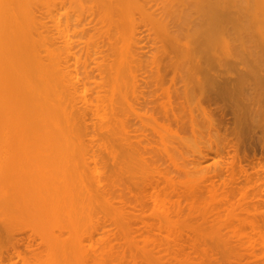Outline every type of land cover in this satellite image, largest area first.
<instances>
[{
    "label": "bare ground",
    "instance_id": "1",
    "mask_svg": "<svg viewBox=\"0 0 264 264\" xmlns=\"http://www.w3.org/2000/svg\"><path fill=\"white\" fill-rule=\"evenodd\" d=\"M259 23L264 0H0V212L9 226L24 217L38 230L25 236L45 247L34 264H264V180L245 178L253 190L244 191L233 164L216 162L217 143L188 161L170 118L148 124L145 110L148 64L156 78L164 64L156 54L149 63L147 48L157 51L160 34L184 38L170 51L195 59L218 39L242 53L237 39L264 38ZM256 47L246 50L264 54ZM132 186L148 200L139 209L127 202Z\"/></svg>",
    "mask_w": 264,
    "mask_h": 264
},
{
    "label": "rangeland",
    "instance_id": "2",
    "mask_svg": "<svg viewBox=\"0 0 264 264\" xmlns=\"http://www.w3.org/2000/svg\"><path fill=\"white\" fill-rule=\"evenodd\" d=\"M254 25H257V24L251 25L255 29ZM258 25L264 26L260 23ZM254 29L252 28L251 31H254ZM246 34L249 36V33H246ZM246 34L242 38L243 41H241L242 39L241 40L237 39L238 43L240 42L241 43L243 42V44L246 43V46L244 45L245 49L242 50V53H241V50L237 51L239 50V48L234 49L235 47H238V45L237 46L235 45V47H233V43H231L232 41L236 40V38L232 39V41L229 40L232 46L229 43L230 50L228 52L225 50V47L223 46L224 43L222 45V40L218 39L219 41L217 40V42L219 46L216 44L217 47H215L216 50L214 49V51H212L213 53L212 52L210 53L208 51L206 52L203 51V53L204 52L206 54L209 53L208 55L204 53L207 56V58L205 57L203 53H200V55H203V56H201L200 58L199 54H195L196 56L195 59L193 55H191L189 59V55L187 54H186L187 57L184 56L185 58L184 59L183 55L185 53L184 54L181 53L183 55H181L180 53H177L179 48L184 46L183 43L185 39L183 37H182L183 39H181L180 37V40L177 41V40H172L171 38L167 36L162 37L163 34L162 35L160 34L159 38L157 37L160 40L156 38L159 43L157 42V40H155L158 43L157 47H155L157 48L156 52H153L155 51L153 50L154 46L149 44L150 41L152 40L150 37L151 40H149L148 42V45L150 46H148V48L146 47L148 49L147 54H146L147 60L149 61V63H151V59L156 54L157 57L160 56V59L155 56V58H157V62H160V60H162L163 62L161 61V63H164V64H162L161 66L162 72H160V74L161 73L162 74L160 77H158L160 80L156 78L157 73L154 72V68L153 69L151 68L153 64L151 65L148 64L149 67L148 69H146L147 70L146 75L148 74V82L150 85H147L148 88H145L147 98L149 99V100L147 99L145 110L146 112L148 111L146 113V115L149 116L148 120L146 119L148 124L153 121L156 124L161 123L163 121L164 123H166L167 117L170 118L169 120H167V124H169L171 126L170 128H173V130L179 133V135L182 137L179 140L180 149L185 154V156H187L186 158H189L188 161L193 160L194 158H198L199 149H201L203 153H207L209 151V146H213L215 143H217L218 146L222 145L221 151L222 150L225 151L223 152L224 155L222 157H219V159L216 162L225 160L224 163H227V165H229V163H232L233 164L232 167L235 169L237 173V177H239V181H240L239 185L242 187L244 191L250 194L253 190V184L247 182L244 179L245 178L253 179L256 177L255 179L261 178L264 180V92L260 93L264 91V85H263L264 77L260 78V76L264 73V67H262V65H260L261 62L258 61L262 56H263L262 58H264V54L261 52L263 54L262 56H261V53H257L256 55L255 54L256 52L254 53L253 49L252 51H250V53H248L247 51L249 50H246V49L250 47V50H251L252 47L257 46L256 47V49L258 48L257 50L262 51V48H263V52H264V38H262L260 35L259 37L261 39L257 38L258 34L255 35V32H250V34L255 35V37L251 35L253 36L251 40L256 38V41L255 40L253 41V46H252L251 44L252 41H248L250 40V36L247 39L248 36ZM244 38L247 39V41L244 40ZM153 42H151V44ZM249 42H251L250 45L252 47L247 45L249 44ZM177 43L179 44V46L180 44L183 45V46H180L179 48L176 47L178 50L175 49V51H177L176 53L178 55L174 53L177 56H179L180 54L179 59H181V61L177 58V56L175 55L173 56L174 51L172 52L170 51L175 44L176 46H178ZM261 43L263 47L261 46ZM159 44L162 46L164 45L165 47H167V49H169L168 51L171 52L172 54L171 61L172 60L176 61V59L179 60V61H176L178 62L177 64H175L173 61L172 62L169 61L170 60L169 57H164L163 50H166V48L164 46L160 47ZM258 46L262 48H259ZM159 49H161L162 52L161 50L158 51ZM181 49L183 50V48H180V50ZM160 52L162 53L163 56L160 55L161 54ZM182 52H184V50ZM239 52L241 53V56ZM252 54H255L256 56ZM241 57H242V60L240 59ZM196 59L198 60L196 61ZM166 60L168 63L166 62ZM170 62H171V65L168 66L167 64H169ZM173 63L175 66L173 65ZM259 66L260 68L261 67L263 68L262 71L260 70ZM251 68L253 70L255 69L253 73L257 71L256 74L260 76L258 75L252 76ZM257 78L261 80H256ZM256 81H259V82L262 81L261 86H259L260 83L258 85L257 84L258 82ZM256 84L261 88L260 89L261 91H259V88L256 86ZM224 90H227L228 92L226 91L223 92ZM256 90L259 91L258 94L260 93V95L261 94L263 95H261L260 97L257 94H255L257 92ZM257 96L259 97L258 99L256 98ZM255 98L257 100H255ZM256 101H258V103ZM256 107L258 109H256ZM162 108L163 110L167 109L169 111V112L167 111L168 116L166 115L167 112L163 111ZM224 112L226 113L224 114ZM172 113H177L176 115H178L179 118H181L179 122L178 121L176 122V120L172 118L171 116ZM155 116L158 117L157 120L153 119V117L155 118ZM151 118L153 120H151ZM191 118H193L194 122L196 120L195 123L198 125H195V123L191 120ZM147 123L145 126H148ZM155 123L153 124L154 127L150 128L151 130L149 128H148L149 130H147L148 133H150V135L154 134L153 137H151L152 135L151 136L149 135V138L150 137L154 138V140L152 139L153 141H155V137L157 139V136L155 132L153 131V129H157L156 127L157 125ZM134 124L137 125L138 123L135 122ZM150 125L153 126L152 123ZM192 126L196 129L192 128ZM199 126L202 129L199 128ZM170 137L168 138L170 139ZM223 146L225 149H227V152L226 150H224ZM245 153L247 157L243 156L245 155ZM162 154L159 153V155H161L159 156V160L161 159V162H163L162 164L165 165V163L167 164L170 163V161L168 162L167 157L164 154L163 155ZM220 154H222V152ZM176 157L179 158L177 155ZM238 160L241 163L238 164L237 162ZM213 161L214 160L212 158H208L207 161H205V165L209 164V166L212 167L213 163H215ZM110 167L112 168L111 165ZM262 188H264V185ZM1 189H2V186L0 188V197H1ZM131 191H132V194L127 195L126 198L128 200L127 202H129V204H132V206L135 209H139V206L141 205L140 202L146 203L148 201L142 196L143 191L139 187L132 186ZM136 196L140 197L139 201H137V199L135 198ZM236 196H238V194ZM256 205L258 206L259 214L264 215V201H262L261 199H258L256 201ZM133 207H129V208L131 209ZM0 209L2 211L1 207ZM141 210H143L144 212H142ZM140 211L139 213L136 210L134 214L139 213L140 215L138 216L136 215L137 217H144L147 215L146 207L140 208ZM4 216H5L4 213L0 212V227L4 228L5 225H2V224L8 223L6 225L7 228H10V227L13 228L15 226L14 228L20 227L22 230L18 228L20 231L18 232L19 234H17L16 232L17 230L14 231L11 229L12 231H10L9 229L5 228V231H4L3 228H0V264H25V263L34 264L33 261L31 260L33 258L36 259L37 254L40 256H43L44 253L42 252L43 251L42 248H45L43 247L44 245L42 246V244L37 241V239L35 240V238L37 237H38V240H40L39 236L37 235L38 232H36L38 230H35V232H32L33 230L30 228L31 231H29V228H28V226L30 225V223H28L29 220L28 222L23 223L24 217L22 220L21 217H19L20 215H18L19 218H16V219L18 222L21 220L22 223L19 225L21 226L23 225V226L22 227L16 226L18 224L16 225L12 224V226H9V224H11L10 223L11 221L6 219L9 221V222L7 221L6 223ZM147 217L149 218L150 215ZM2 218L4 219L3 221H5L4 223L2 221ZM12 222H13V219H12ZM94 222H92L93 225H96V222L95 223ZM14 223H16V221ZM25 223L27 225L25 226L26 228L24 227ZM133 224H134V227H136L137 224H138V227L141 226L139 225V221L136 224V226H135V223ZM93 227L94 226H91V228ZM23 228H25V230ZM91 228H89L90 236H86L84 234L81 237L83 238L84 236H86L85 238L81 239L82 242L85 241L84 244L86 245H87L86 242L90 243L92 240L91 234L93 231L91 230ZM21 231L22 233H24L22 234V237H23L22 240L19 239V237L21 236L20 235ZM27 231L31 233H37L35 234V236L34 234H31L35 238L33 239V237H31L32 239L31 238L26 239L25 236H27L28 234ZM89 232L87 233L88 235H89ZM92 235L94 239L95 238L94 234ZM27 237H30V236H27ZM27 240L28 241L32 240V243L34 242V244H30L31 242H28ZM33 240L38 242V244ZM27 243L32 246H29ZM39 243L41 244L40 247L42 248L39 247ZM32 252L36 254L35 255L36 258ZM35 252H42L43 255H41V253L39 254ZM41 259H44V257H41ZM34 262H37V261H34ZM251 264H255V263H251Z\"/></svg>",
    "mask_w": 264,
    "mask_h": 264
}]
</instances>
